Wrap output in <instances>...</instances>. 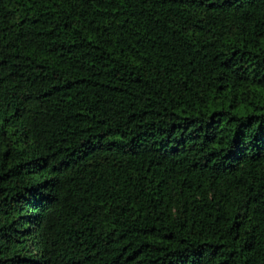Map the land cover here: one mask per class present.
I'll list each match as a JSON object with an SVG mask.
<instances>
[{
    "label": "trees",
    "instance_id": "1",
    "mask_svg": "<svg viewBox=\"0 0 264 264\" xmlns=\"http://www.w3.org/2000/svg\"><path fill=\"white\" fill-rule=\"evenodd\" d=\"M0 264H264V0H0Z\"/></svg>",
    "mask_w": 264,
    "mask_h": 264
}]
</instances>
